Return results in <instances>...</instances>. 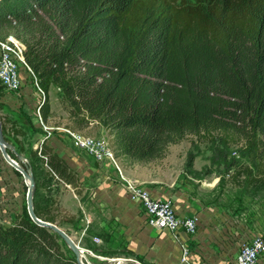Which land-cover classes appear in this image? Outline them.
<instances>
[{
  "label": "trees",
  "instance_id": "obj_1",
  "mask_svg": "<svg viewBox=\"0 0 264 264\" xmlns=\"http://www.w3.org/2000/svg\"><path fill=\"white\" fill-rule=\"evenodd\" d=\"M9 35L26 47L44 122L56 87L70 118L100 121L133 162L161 159L189 135L238 137L256 165L252 182L264 189V0H0V40ZM3 96L0 87L5 133ZM42 155L60 181L38 149L30 158H40L51 181L79 187L45 144ZM34 207L60 226L54 204ZM0 264L78 262L24 212L0 226Z\"/></svg>",
  "mask_w": 264,
  "mask_h": 264
},
{
  "label": "rangeland",
  "instance_id": "obj_2",
  "mask_svg": "<svg viewBox=\"0 0 264 264\" xmlns=\"http://www.w3.org/2000/svg\"><path fill=\"white\" fill-rule=\"evenodd\" d=\"M21 71H23V69H21ZM28 76V85L29 83L30 86L34 84V91H32L31 88H24V86H22L23 83L21 84V88L14 92L6 91L2 86L0 87L4 96L9 94L10 97L13 98L11 103L3 104L1 102L3 105L2 115L6 119V121H3L6 125V132L3 133V136L8 140L7 143L11 146L8 150V154L11 153L14 155L16 159L9 154V156L19 164L22 170L31 171L35 179V189L38 187L34 193V205L41 204L50 206L54 204L55 216L57 222L60 224V226H57L65 231L80 248L84 249L85 253L82 252L84 262L90 264H107L110 260L122 259L128 262H121L120 264H143L139 258L130 257L124 252L110 255L102 254L100 252L101 248L98 245H93L100 244L102 240L97 237H93L92 240H90L91 238L87 237L90 225H88L85 218V226H81L82 228L80 229L78 228V206L75 200H77L76 193L79 191V187L76 189L71 185H69V187L71 186L70 188L63 184L59 185L69 191L74 197V199H72V196L68 193L67 197L62 198L65 199V201H62L61 196L59 197L61 191L59 189L56 190L58 187L55 182L51 181L40 158L34 157L31 159L30 153L33 150H39V147L42 144L44 145L47 139L54 136L56 132H60L57 128L68 129V127H71L68 130L72 132L74 131L84 136L104 139L109 144L114 154L116 167L115 164L109 160L104 162H107L117 170L120 178L125 182L126 191L130 200L136 204L139 210L145 213L148 226L159 232L170 230L159 229L152 224L153 217L148 209L143 203L132 199V195L128 189V182H132L138 189L147 192L157 201L172 203L175 210L173 197L171 196L172 198L164 199L156 197L144 187L145 185L139 182L137 183L135 180L124 178L116 157L117 155L114 147L115 138L109 132H105L103 138H101V133H99L100 137L98 136V132L103 130L100 121L88 120L87 123L78 125L74 119L71 121L69 117L70 119L65 120V115L53 113L51 110L52 117L54 116L55 119L50 122H44L42 114L41 116L38 115V107L43 104L45 96L38 90L35 78H33L32 75ZM49 96L50 103H53L56 110L59 109L60 111L61 108L64 109L61 100V90L59 88L52 87ZM45 126L54 128L51 135L45 130ZM62 134H66L70 141L73 142L74 146L77 147L72 137L64 132H62ZM214 137L216 140L189 135L181 143L171 145L163 158L150 162L137 163L149 165L150 169L160 173L166 181L171 183L163 187V191L173 192L177 189V186L183 187L186 185L190 188L191 194H195L196 197H201V199L205 198L208 202H214L220 199L225 205L234 209V214L239 216L240 223L244 228L241 232L247 230L248 233L254 232L258 235H264V189H258L257 184L252 182L256 172V165L252 159L251 149L238 137H228L225 139L227 142L224 141L221 134H214ZM35 145L37 146L34 149ZM77 148L91 157L86 151L79 147ZM18 155L23 156L25 159L20 161ZM92 159L95 160L94 158ZM244 169L250 170L252 175L250 177L247 175L239 177L237 174L238 171ZM29 185L30 181L21 172L16 171V169L9 165L0 150V226L8 227L24 212L28 213L27 193ZM227 201L229 203H227ZM175 212L176 216H178L176 210ZM189 218H194L197 225V219L195 217ZM245 225L248 226V229ZM181 230L189 234L182 226L175 232H170L182 245L184 253L182 259L183 263H189L187 246L182 242L179 234ZM94 238H97L99 242L95 243L93 241ZM59 243L68 257L76 258L68 245L60 237ZM184 249L187 250V254H185Z\"/></svg>",
  "mask_w": 264,
  "mask_h": 264
},
{
  "label": "crops",
  "instance_id": "obj_3",
  "mask_svg": "<svg viewBox=\"0 0 264 264\" xmlns=\"http://www.w3.org/2000/svg\"><path fill=\"white\" fill-rule=\"evenodd\" d=\"M28 75L30 74L26 70L21 71L22 86L34 91L35 85L30 86V83L28 85ZM11 101L13 98L9 94L1 99L3 104ZM50 104L53 113L65 115V120L70 119L63 108L57 111L53 103ZM53 119L54 116L47 122ZM70 120L73 121L72 118ZM101 127L103 130L98 132V136L100 137L99 133H101L103 138V134L108 131L103 125ZM45 146L51 148L78 176L79 191L75 200L78 206V228L85 226V218L90 225L87 237L91 238L90 240L93 237L102 240L100 244L93 245H98L104 255L124 252L130 257L139 258L143 264H235L241 239L257 235L254 232L248 233L247 230L241 232L244 228L239 216L234 214V209L225 205L222 200L208 202L205 198L201 199L191 194L190 188L186 185L177 186L173 192L163 191V187L171 183L160 173L150 169L149 165L133 162L117 151L116 157L124 178L145 185L144 187L156 197L164 199L172 196L178 217L197 219L195 234H187L184 230L179 232L182 242L188 249L189 263H183L184 253L181 243L170 231L159 232L148 226L145 213L130 200L125 182L113 166L107 162L100 163L93 160L75 147L62 132H56L47 139ZM57 187L56 190L61 191L59 194L61 199L67 197L68 193L74 199L69 191L58 185ZM245 226L248 229V226ZM260 264H264V257Z\"/></svg>",
  "mask_w": 264,
  "mask_h": 264
},
{
  "label": "built area",
  "instance_id": "obj_4",
  "mask_svg": "<svg viewBox=\"0 0 264 264\" xmlns=\"http://www.w3.org/2000/svg\"><path fill=\"white\" fill-rule=\"evenodd\" d=\"M25 50V45L14 35H9L5 40H0V86L6 91L14 92L21 88V69L26 70L33 76V78H35L33 72L26 63ZM36 86L38 87V90L44 94L37 83ZM40 111L41 106L38 107L39 116H41ZM44 128L49 135H51V132L54 129L46 126ZM57 130L67 133L73 138L77 147L86 151L96 161L104 162L109 160L115 164L116 167L114 154L109 144L104 139L84 136L66 128H57ZM42 146L43 144L39 147V155L45 161V167L55 180L60 181L59 177L48 166V157L42 155ZM61 184L69 187V185L65 184L63 181H61ZM128 189L132 195V199L143 203L148 209L153 217L152 224L157 228L168 229L175 232L180 226H182L189 234L196 233V220L194 218H177L178 216L175 214L176 212L172 203L155 200L147 192L138 189L132 182H128ZM93 241L95 243L99 242L97 238H94ZM184 250L185 254H187V250ZM263 257L264 235L257 234L252 238L241 240L235 264H260Z\"/></svg>",
  "mask_w": 264,
  "mask_h": 264
},
{
  "label": "water",
  "instance_id": "obj_5",
  "mask_svg": "<svg viewBox=\"0 0 264 264\" xmlns=\"http://www.w3.org/2000/svg\"><path fill=\"white\" fill-rule=\"evenodd\" d=\"M11 148L10 144L7 143V141L5 140L4 136H3V131H2V125L0 122V150L2 151L5 159L7 162L11 163V165L16 167V171H21V168L19 167V164L13 160L9 154H8V150ZM18 159L20 161H23L25 158L21 155H18ZM26 175H30V185L28 188V193H27V207H28V214L30 216V218L39 226L44 227L50 231H52L53 233H55L57 236H59L67 245L68 247L71 249V251L74 253L75 257H76V261L78 262V264H90L88 262H84L82 260V252L80 247L71 239L70 236H68L66 234L65 231H63L61 228H59L57 225L50 223V222H46L43 220H40L39 218H37L36 214H35V207H34V193H35V179L31 173L30 170L27 171ZM121 262H128L122 259H115V260H110L109 263L107 264H120Z\"/></svg>",
  "mask_w": 264,
  "mask_h": 264
},
{
  "label": "bare ground",
  "instance_id": "obj_6",
  "mask_svg": "<svg viewBox=\"0 0 264 264\" xmlns=\"http://www.w3.org/2000/svg\"><path fill=\"white\" fill-rule=\"evenodd\" d=\"M19 40V39H18ZM9 163V162H8ZM9 165L10 166H12L14 169H16V167L15 166H13V165H11V163H9ZM20 167V166H19ZM19 172H21L29 181H30V175H26V173H27V170L26 171H24V170H22L21 169V171H19ZM30 183H31V181H30ZM81 249V252H84L85 253V251H84V249H82V248H80ZM82 260H83V258H82ZM126 263V262H125Z\"/></svg>",
  "mask_w": 264,
  "mask_h": 264
}]
</instances>
